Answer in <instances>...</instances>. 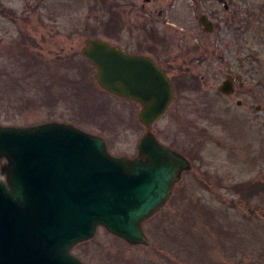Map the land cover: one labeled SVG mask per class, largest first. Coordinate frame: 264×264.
<instances>
[{"label": "rangeland", "instance_id": "374dc122", "mask_svg": "<svg viewBox=\"0 0 264 264\" xmlns=\"http://www.w3.org/2000/svg\"><path fill=\"white\" fill-rule=\"evenodd\" d=\"M239 3L256 23L241 35L223 28L213 54L187 62L182 42L171 46L169 74L189 82L152 129L191 166L143 222L150 243L130 244L99 226L72 247L84 264H264V191L244 198L237 188L264 182V0ZM178 5L170 14L180 24L190 6ZM167 8V0H0V123L67 121L103 136L112 153L135 155L145 131L140 105L67 73L77 78L71 66L84 58L88 36L130 50L135 35L162 39ZM112 12L119 25L109 34ZM93 73L90 64L94 80ZM55 75L64 86L49 85ZM228 75L236 77L234 91L221 92ZM71 82L80 97L65 92Z\"/></svg>", "mask_w": 264, "mask_h": 264}, {"label": "water", "instance_id": "95a60500", "mask_svg": "<svg viewBox=\"0 0 264 264\" xmlns=\"http://www.w3.org/2000/svg\"><path fill=\"white\" fill-rule=\"evenodd\" d=\"M80 53L98 85L140 104L145 126L134 156L113 154L103 136L71 122L0 123V264H84L72 247L98 226L128 243L149 244L143 221L169 198L183 170L182 153L152 126L174 97L164 68L148 55L89 36ZM231 79L219 89L232 91Z\"/></svg>", "mask_w": 264, "mask_h": 264}, {"label": "flooded vegetation", "instance_id": "af4514ba", "mask_svg": "<svg viewBox=\"0 0 264 264\" xmlns=\"http://www.w3.org/2000/svg\"><path fill=\"white\" fill-rule=\"evenodd\" d=\"M179 1L180 3L188 4L190 6L189 11L187 10L186 18L180 24H178V21L173 19L170 14L174 8V11H176L177 7L182 6H176ZM167 4L168 8L165 9L164 25L168 30L165 33L166 35L164 34L162 36V39L164 40L162 41L161 37H157L156 40L152 33L149 36H144V38L135 35L138 42L136 48L131 51L138 54L148 55L163 67L173 83L174 92L176 89H180V87H185L189 80L185 79V74L183 73L177 78L170 76L168 68L169 63H172L173 52L171 46L176 44L181 46L182 42L181 48L186 49V52H184L185 60L188 62L196 55L195 59L199 61L204 55L202 52H206L207 55L215 52V49L218 46L220 31L223 28L229 29L233 32V35H241L250 28L251 24L253 25V22L256 23L255 21H250L249 24L247 18L250 16L251 10L241 5L239 0H167ZM184 12H186V10H184ZM159 13L163 14V10H159ZM146 14L149 15V12H146ZM176 25L178 27H175ZM262 27H264V22ZM174 38L177 40L176 43L173 41ZM189 40H191V42H189ZM161 48H164L163 55H161ZM227 78L231 79V87L232 91H234V81L236 77L228 75L223 80ZM223 80L221 82H223ZM196 81L199 82V80ZM175 97L176 95H174V98ZM134 102L138 104L137 101ZM259 107L261 106H256V108ZM169 146L180 152L178 148L171 145ZM6 163V158L0 159V178L2 179L6 178V174L2 172L1 166Z\"/></svg>", "mask_w": 264, "mask_h": 264}, {"label": "trees", "instance_id": "16d2710c", "mask_svg": "<svg viewBox=\"0 0 264 264\" xmlns=\"http://www.w3.org/2000/svg\"><path fill=\"white\" fill-rule=\"evenodd\" d=\"M115 16H116L115 13L112 12L110 19L107 21V24H106V29H105L106 33L108 32L109 34H111L109 31H112V30H114L115 27H118L119 21L115 18ZM89 66H90L89 62L85 58H82V59H80L79 62H76V64L71 66L72 67L71 69H75L76 72L78 73L77 78H74V76L71 77L69 72L67 73V76L69 78H71L72 80L87 79L90 81L91 84H93L97 88V85L94 82V80L92 78L90 79V77H89ZM65 71L63 72V74L66 73ZM58 77L59 76H56V75L53 76L52 79H50L51 83L49 85L59 84L60 86H64L65 82H59ZM81 82H83V81H81ZM48 87L50 88V86H48ZM76 88L77 87L75 86V82H71V84L69 85V88H66L65 92L66 93L71 92L73 94V96L78 98V97H80V95H79L80 93H78L79 89H78V91H76ZM94 92L95 91H93L91 89V95ZM48 94L52 96L51 89H50ZM86 108H87V105H86ZM237 188L239 191H241V193L243 194V197L247 198L251 195H254L255 193H258L260 191H264V182H257V183L245 182V183H241V184L237 185Z\"/></svg>", "mask_w": 264, "mask_h": 264}]
</instances>
